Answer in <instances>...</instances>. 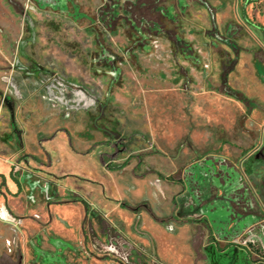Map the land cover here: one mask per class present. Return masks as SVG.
<instances>
[{"label": "rangeland", "instance_id": "obj_1", "mask_svg": "<svg viewBox=\"0 0 264 264\" xmlns=\"http://www.w3.org/2000/svg\"><path fill=\"white\" fill-rule=\"evenodd\" d=\"M107 1L0 0V264L264 262V0Z\"/></svg>", "mask_w": 264, "mask_h": 264}, {"label": "flooded vegetation", "instance_id": "obj_2", "mask_svg": "<svg viewBox=\"0 0 264 264\" xmlns=\"http://www.w3.org/2000/svg\"><path fill=\"white\" fill-rule=\"evenodd\" d=\"M194 2H196V0H194ZM107 3L108 6L112 8V10H103L102 12L104 13V15L111 12L113 15H117L119 8L124 7L127 9L126 13L130 15L129 17L133 22V26L141 30L144 26L153 27L151 26L153 25L151 24L153 22V19L150 20L145 15L147 12H151L154 18L159 17V15L160 17L162 16L168 18L175 15V11L177 8H188V0H117L116 2H113V0H108ZM152 7H158L160 11H153ZM133 9H136L137 13H134V11H132Z\"/></svg>", "mask_w": 264, "mask_h": 264}, {"label": "crops", "instance_id": "obj_3", "mask_svg": "<svg viewBox=\"0 0 264 264\" xmlns=\"http://www.w3.org/2000/svg\"><path fill=\"white\" fill-rule=\"evenodd\" d=\"M202 2H201V6L200 7H198V8H196V9H194L193 10V15H195L196 16V18L198 19L197 21L198 22H196L194 25L196 26V27H193L192 26V28L191 29H195V30H198V29H202V28H205V27H207V25L209 24V12H208V10L206 9V7H204L205 6V2H207V1H210L213 5H215V6H217L219 3H220V0H201ZM249 1V0H248ZM250 1H253V0H250ZM219 15H223V13H221V14H219ZM245 15V14H244ZM245 18H246V16H245ZM247 19V18H246ZM247 21L250 23V21L247 19ZM192 24V23H191ZM16 182V184L18 185V187H20V183L18 182V181H15ZM19 184H18V183ZM229 244H232V247L233 246H237V244H235V243H233V242H230V243H228V244H226L225 246H223V247H221V246H219L220 247V249L221 248H224V247H227V246H230ZM240 249H243V250H245V251H247V249L248 248H246V247H244V246H238ZM244 257V262L246 263V264H264V262L263 261H252V260H250L248 257H246V256H243Z\"/></svg>", "mask_w": 264, "mask_h": 264}, {"label": "built area", "instance_id": "obj_4", "mask_svg": "<svg viewBox=\"0 0 264 264\" xmlns=\"http://www.w3.org/2000/svg\"><path fill=\"white\" fill-rule=\"evenodd\" d=\"M0 218L6 221H14L16 220L9 212V210L3 207L0 211Z\"/></svg>", "mask_w": 264, "mask_h": 264}, {"label": "trees", "instance_id": "obj_5", "mask_svg": "<svg viewBox=\"0 0 264 264\" xmlns=\"http://www.w3.org/2000/svg\"><path fill=\"white\" fill-rule=\"evenodd\" d=\"M251 23V22H250ZM258 28H260L261 29V31H263V33H264V25H262V24H255ZM252 159H254V158H252ZM249 171H251V170H249ZM18 183V182H17ZM19 184V183H18ZM20 185V184H19ZM229 245H232V244H229Z\"/></svg>", "mask_w": 264, "mask_h": 264}]
</instances>
